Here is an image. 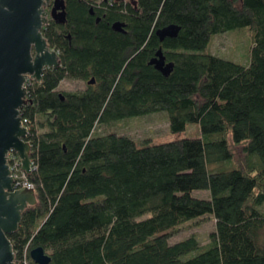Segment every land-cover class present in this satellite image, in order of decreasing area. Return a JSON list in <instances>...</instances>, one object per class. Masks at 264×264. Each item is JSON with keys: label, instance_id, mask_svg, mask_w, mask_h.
<instances>
[{"label": "trees", "instance_id": "16d2710c", "mask_svg": "<svg viewBox=\"0 0 264 264\" xmlns=\"http://www.w3.org/2000/svg\"><path fill=\"white\" fill-rule=\"evenodd\" d=\"M66 5L64 24L42 28L61 65L27 85L31 103L20 109L33 167L25 179L37 201L8 234L15 264L25 253L37 264L29 252L38 246L47 264H264V0ZM117 20L125 32L112 29ZM172 23L178 36L160 41L156 30ZM243 28L251 35L246 63L211 51L217 35ZM160 47L175 63L169 76L148 64ZM89 75L94 87L61 98V79ZM161 111L171 133L199 123L202 136L138 146L112 129ZM230 136L244 160L217 169L234 163ZM210 214L216 228L207 243L195 235L170 242L181 223Z\"/></svg>", "mask_w": 264, "mask_h": 264}, {"label": "water", "instance_id": "95a60500", "mask_svg": "<svg viewBox=\"0 0 264 264\" xmlns=\"http://www.w3.org/2000/svg\"><path fill=\"white\" fill-rule=\"evenodd\" d=\"M48 1L0 0V264H15L8 234L17 229L22 211L37 201L33 188L15 187L8 158L15 152L21 169L30 173L31 145L25 140L27 129L22 125L20 109L26 103V76L40 80L45 67L58 65L56 51L50 49L42 34L48 21L44 9ZM50 16L58 23L66 21L64 0H53ZM123 26L120 21L111 25L120 32H124ZM180 30L181 26L172 23L158 28L156 34L163 41L166 37L178 36ZM148 64L165 76H169L175 66L167 60L162 47ZM29 254L37 264L50 261L42 247L32 248Z\"/></svg>", "mask_w": 264, "mask_h": 264}, {"label": "rangeland", "instance_id": "374dc122", "mask_svg": "<svg viewBox=\"0 0 264 264\" xmlns=\"http://www.w3.org/2000/svg\"><path fill=\"white\" fill-rule=\"evenodd\" d=\"M251 45V35L246 29H236L217 35L212 44L211 51L220 54L224 58L232 59L240 63H246L249 56ZM85 83L77 80L65 79L59 85L60 92L84 88ZM112 129L120 134L131 137L139 146L145 141L151 143H162L184 137H200L202 130L199 123H191L186 130L179 133H171L169 128L167 112L161 111L144 116L118 121ZM231 146L234 150V163H220L217 169L230 170L236 166V163L244 160L242 146L233 144L231 136L229 137ZM215 166V165H214ZM210 168H212L210 166ZM213 167L212 169H216ZM194 195L202 198H210V190H195ZM149 214H144L140 219L146 218ZM216 221L213 215H207L205 218H194L181 223L176 228V232L170 239L171 243L195 235L198 240L205 244L209 241V234L215 230Z\"/></svg>", "mask_w": 264, "mask_h": 264}, {"label": "flooded vegetation", "instance_id": "af4514ba", "mask_svg": "<svg viewBox=\"0 0 264 264\" xmlns=\"http://www.w3.org/2000/svg\"><path fill=\"white\" fill-rule=\"evenodd\" d=\"M64 2H65V10H66V19H67V5H66V0H64ZM117 4L118 6H123V7H125V6H127V5H131V6H133V7H135L136 8V6H137V4H138V0H94V6H96L97 8H100V9H104V10H108V8L106 7L107 5H113V4ZM52 4H53V0H49L48 1V3L45 5V11L47 12V16H48V21H47V23L49 22V21H52V22H54L56 25H62V24H64V23H58V22H56L55 21V19H53V18H51V16H50V9H51V6H52ZM107 4V5H106ZM92 5V4H91ZM93 6V5H92ZM89 13L93 16L94 14H95V10L93 9V7H90L89 8ZM104 15H105V13H103L102 14V16L104 17ZM100 20V16H96V21L98 22ZM117 21H120L121 23H123L124 24V26H123V29H124V32H125V27H126V22L125 21H122V20H117ZM46 23V24H47ZM68 38H70V36L68 35L67 36ZM50 49H52V48H50ZM52 50H54V51H56L55 49H52ZM56 53H57V61H58V65L56 66V67H54V66H51V67H45L44 69H43V71H42V73H41V78H42V75H43V73H44V71L46 70V69H52V68H58L60 65H61V56H60V54H59V52L58 51H56ZM41 78H40V80H41ZM65 79H70V80H77V81H80V82H84L85 83V86H84V88H77V89H75V90H70V91H82V90H85V89H87L88 87H94L97 83H98V81H97V79H96V76H94V75H89L86 79H83V78H63V79H61L60 81H59V83H58V86H57V90L59 91V94L61 93L62 94V92H60V90H59V85L61 84V82L63 81V80H65ZM40 80H36V79H34L33 77H31L30 75H27L26 76V81H28L29 82V84H35V83H37L38 81H40ZM64 92H68V91H64ZM60 94V96H61V98L63 99V96ZM25 99H26V102L29 100V90H28V88L26 87V96H25Z\"/></svg>", "mask_w": 264, "mask_h": 264}, {"label": "built area", "instance_id": "2783aa9c", "mask_svg": "<svg viewBox=\"0 0 264 264\" xmlns=\"http://www.w3.org/2000/svg\"><path fill=\"white\" fill-rule=\"evenodd\" d=\"M27 85H29L28 81L25 82L26 87H27ZM21 122H22V125L25 126L22 120H21ZM26 129H27V127H26ZM17 158H18V156H17ZM9 159H10V157L8 158V161H9ZM8 164H9V167L11 170V175L14 178V185L16 188H19L22 186L33 188L32 184L29 183L28 181H26V179H25L26 173L21 169V163H20L19 158H18V161L13 160L11 162H8ZM31 169H33L32 164H31ZM21 262H22V264H27L26 253L23 255V259L21 260Z\"/></svg>", "mask_w": 264, "mask_h": 264}]
</instances>
